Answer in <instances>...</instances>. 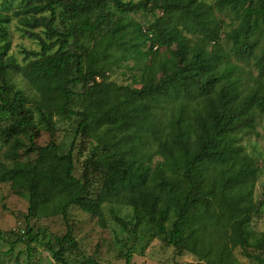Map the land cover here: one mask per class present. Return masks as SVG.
Instances as JSON below:
<instances>
[{
	"label": "trees",
	"instance_id": "1",
	"mask_svg": "<svg viewBox=\"0 0 264 264\" xmlns=\"http://www.w3.org/2000/svg\"><path fill=\"white\" fill-rule=\"evenodd\" d=\"M23 3L14 18L39 50H24L21 65L7 55L11 18L0 16V137L9 162L0 165V183L27 199L25 221L60 216L68 225L69 208L77 207L103 225L104 204L126 206L130 219L113 216L122 229L134 238L151 233L178 254L198 258L188 264H240L236 248L264 263V232L251 226L259 169L241 143L261 137L257 127L264 123V0ZM93 9L106 13L92 20ZM109 9L118 17L107 22L114 15ZM138 14L150 20L142 25ZM175 44L192 46L193 53L154 83L110 80L129 61L132 71ZM16 74L29 93L16 87ZM54 117L75 122L65 153L53 141L33 143L40 129L55 132ZM21 136L32 159L21 158ZM78 136L94 143L82 178L74 174ZM94 175L100 182L95 198L89 191ZM23 233L28 246L39 244L31 228ZM43 246L55 262L69 264L77 242L67 228ZM130 251L120 254L124 264H131ZM79 264L107 263L84 257Z\"/></svg>",
	"mask_w": 264,
	"mask_h": 264
},
{
	"label": "rangeland",
	"instance_id": "2",
	"mask_svg": "<svg viewBox=\"0 0 264 264\" xmlns=\"http://www.w3.org/2000/svg\"><path fill=\"white\" fill-rule=\"evenodd\" d=\"M136 2L138 0H125ZM208 4H213L215 0H203ZM24 6L23 0H0V16L8 15L11 22L8 25L10 49L7 55L12 56L15 61L21 65L26 61L23 51H38L39 46L36 41L25 37L19 30L17 19L14 13ZM113 16L106 18L107 22L118 17L112 9ZM105 11L93 9L91 13L92 20L100 15H104ZM228 17L225 21L228 22ZM135 20L144 25L150 20L149 16L138 14ZM35 32L37 30H34ZM89 45L90 43L87 42ZM193 53L192 46H181L175 44L171 48H159L154 54L145 58L140 66L129 71L127 66H131L134 62L131 60L126 65H122L120 69L115 70L110 76V80L118 85H126L131 78H135L136 87L149 85L157 81L160 77L168 75L180 66ZM29 60V59H28ZM253 74L255 71L251 67ZM132 75V76H131ZM13 81L16 87L23 89L29 93L27 84L19 75H14ZM56 120V128L53 134L40 129L33 140L35 146H45L53 141L58 144L62 152H67L70 143L73 140L74 121ZM0 123V130L4 126ZM261 123L257 127V131L261 137L255 136L245 137L241 143L245 146L246 151L253 155L257 160L258 176L256 179L253 200L259 208L252 215L251 226L257 233L264 232V136H262ZM24 148L20 150L23 160L32 159L35 154L26 152L29 142L21 136ZM74 146L75 161V177L82 178L83 164L91 156L92 146L94 143L91 139L78 136ZM8 146L2 143L0 137V165L9 166V162L3 156ZM160 160L155 157L153 161ZM89 191L92 197L98 194L100 182L97 175L89 178ZM27 199L22 195L21 191L12 190L10 184L0 183V264H59L55 262L52 255L46 248L44 242L54 241L56 237H62L67 228H70L77 242V249L67 254L69 264H79L84 257H95L101 263L107 264H124V259L120 257L121 253H125L126 249H131V264H188L198 262V258L191 253L184 252L178 254L175 249L164 242L160 237L153 236L151 233L138 232L136 238L122 229L114 220L113 216L117 215L124 219H130L132 209L126 206L106 205L102 209L103 225L98 221L97 217L82 212L77 207H70L68 211V225L60 216L43 217L29 219L25 221ZM26 226L33 230V233L39 234V244H26V237L23 231ZM10 232H12L10 234ZM234 256L240 264H264L251 261L242 254L240 248L234 250Z\"/></svg>",
	"mask_w": 264,
	"mask_h": 264
}]
</instances>
